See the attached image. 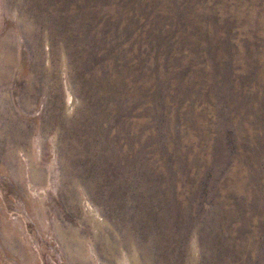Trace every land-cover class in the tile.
<instances>
[{
	"label": "rangeland",
	"instance_id": "1",
	"mask_svg": "<svg viewBox=\"0 0 264 264\" xmlns=\"http://www.w3.org/2000/svg\"><path fill=\"white\" fill-rule=\"evenodd\" d=\"M0 264H264V0H0Z\"/></svg>",
	"mask_w": 264,
	"mask_h": 264
},
{
	"label": "bare ground",
	"instance_id": "2",
	"mask_svg": "<svg viewBox=\"0 0 264 264\" xmlns=\"http://www.w3.org/2000/svg\"><path fill=\"white\" fill-rule=\"evenodd\" d=\"M3 72V71H2Z\"/></svg>",
	"mask_w": 264,
	"mask_h": 264
}]
</instances>
